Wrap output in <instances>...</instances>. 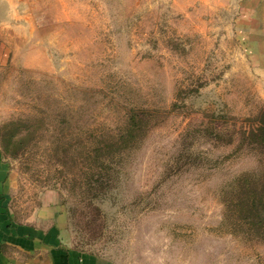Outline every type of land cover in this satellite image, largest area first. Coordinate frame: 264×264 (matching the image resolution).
Instances as JSON below:
<instances>
[{
	"label": "rangeland",
	"instance_id": "374dc122",
	"mask_svg": "<svg viewBox=\"0 0 264 264\" xmlns=\"http://www.w3.org/2000/svg\"><path fill=\"white\" fill-rule=\"evenodd\" d=\"M0 17L13 219L62 215L67 245L109 264H264V0H0Z\"/></svg>",
	"mask_w": 264,
	"mask_h": 264
},
{
	"label": "crops",
	"instance_id": "0c3cea01",
	"mask_svg": "<svg viewBox=\"0 0 264 264\" xmlns=\"http://www.w3.org/2000/svg\"><path fill=\"white\" fill-rule=\"evenodd\" d=\"M5 17H0V24ZM7 164L0 156V264H109L67 245L62 215L44 209L23 221L13 219L6 198Z\"/></svg>",
	"mask_w": 264,
	"mask_h": 264
},
{
	"label": "trees",
	"instance_id": "16d2710c",
	"mask_svg": "<svg viewBox=\"0 0 264 264\" xmlns=\"http://www.w3.org/2000/svg\"><path fill=\"white\" fill-rule=\"evenodd\" d=\"M249 134L255 143L259 145L264 154V109L258 115L257 123L255 124V127L249 131ZM260 201L263 202L262 199ZM255 209L257 210L258 215L264 219V214L257 207H255Z\"/></svg>",
	"mask_w": 264,
	"mask_h": 264
}]
</instances>
